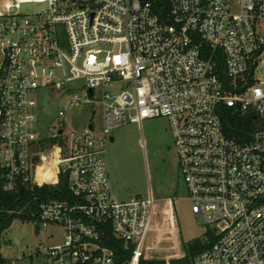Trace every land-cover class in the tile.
<instances>
[{"label": "built area", "instance_id": "obj_1", "mask_svg": "<svg viewBox=\"0 0 264 264\" xmlns=\"http://www.w3.org/2000/svg\"><path fill=\"white\" fill-rule=\"evenodd\" d=\"M54 99L100 105L101 127L40 136ZM221 105L255 114L248 142L224 133ZM157 117L190 212L217 236L194 264H264V0H0V185L66 186L34 196L35 223L63 230L40 264H117L107 231L138 264L159 201L117 198L106 152L113 129Z\"/></svg>", "mask_w": 264, "mask_h": 264}, {"label": "rangeland", "instance_id": "obj_2", "mask_svg": "<svg viewBox=\"0 0 264 264\" xmlns=\"http://www.w3.org/2000/svg\"><path fill=\"white\" fill-rule=\"evenodd\" d=\"M59 108L66 109L65 119L57 116ZM101 118L100 105L65 107L54 99L48 112L40 118V136H49L59 127L70 133L90 123L98 130ZM113 137L114 141L107 145L106 160L114 195L119 199L151 195L159 201L157 227L147 239L141 258L167 261L182 257L184 244L203 240L207 227L200 216L190 212L187 188L179 171L168 120L157 117L141 124L128 123L113 129ZM165 199L173 201L175 228L168 225L165 217L164 211L169 207V204L162 203ZM34 225V221L14 219L5 231L3 241L6 244H2L0 254L8 263L26 264L31 260V264H40L39 251L62 239L63 230L58 225L40 226L37 232Z\"/></svg>", "mask_w": 264, "mask_h": 264}, {"label": "trees", "instance_id": "obj_3", "mask_svg": "<svg viewBox=\"0 0 264 264\" xmlns=\"http://www.w3.org/2000/svg\"><path fill=\"white\" fill-rule=\"evenodd\" d=\"M224 133L238 143H246L251 139L258 119L254 113H241L233 107L221 105L218 109ZM56 140H46L45 143L54 144ZM59 189L66 190L62 176L55 185L33 186L19 191H5L0 185V248L4 240V233L10 227L14 219L23 221H37L36 207L39 199L48 197H61ZM59 191V192H58ZM108 239L106 245L115 252L117 264L128 261L131 256L133 245L125 244L123 241L114 238L109 231L106 232ZM217 236L214 230L207 227L203 240H194L184 244V255L180 258L170 260L143 259L140 258L138 264H194V258L208 248ZM0 264H8V260L0 254Z\"/></svg>", "mask_w": 264, "mask_h": 264}, {"label": "water", "instance_id": "obj_4", "mask_svg": "<svg viewBox=\"0 0 264 264\" xmlns=\"http://www.w3.org/2000/svg\"><path fill=\"white\" fill-rule=\"evenodd\" d=\"M89 128H91V125L89 126ZM59 132H61V131H59ZM113 141H114V137L111 136V137H110V142H113ZM22 191H23V188L21 187V188L19 189V192H22ZM38 229H39V225H38V223H35V225H34V230H35V232H37ZM3 243L6 244V241H3Z\"/></svg>", "mask_w": 264, "mask_h": 264}]
</instances>
